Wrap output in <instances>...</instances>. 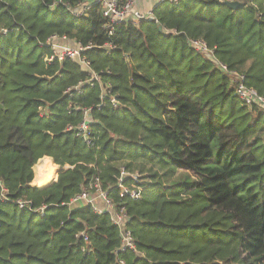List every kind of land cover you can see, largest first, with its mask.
Returning a JSON list of instances; mask_svg holds the SVG:
<instances>
[{"label":"trees","instance_id":"obj_1","mask_svg":"<svg viewBox=\"0 0 264 264\" xmlns=\"http://www.w3.org/2000/svg\"><path fill=\"white\" fill-rule=\"evenodd\" d=\"M226 1L134 23L96 0H0V264H264V110L230 73L264 97V0ZM51 36L90 46L98 80L50 60ZM97 187L109 211L70 203Z\"/></svg>","mask_w":264,"mask_h":264},{"label":"built area","instance_id":"obj_2","mask_svg":"<svg viewBox=\"0 0 264 264\" xmlns=\"http://www.w3.org/2000/svg\"><path fill=\"white\" fill-rule=\"evenodd\" d=\"M102 5L103 15L108 17L111 22H121V21H131L134 23H138L140 20L152 18V11L148 12H140L135 8L136 0H131L126 2L125 4L118 6L117 0H96ZM156 3L159 2H172L175 3L178 0H154ZM90 3H83L78 6L76 10L73 11L75 15H81L84 13L85 9L89 7ZM111 33V32H110ZM47 45L51 50L50 60H63L65 58H69L73 61L78 62L84 70L90 73V80L94 81L98 80V76L93 73L90 69L89 62L82 55L85 49L90 48V46L82 47L80 44L75 42H68V39L64 36L57 37L51 36L47 39ZM189 45L192 46L197 51L210 55L211 51L206 46V44L201 40H189ZM105 48H111L110 45H106ZM219 64V63H218ZM219 68L226 70V67L223 64H219ZM235 77V93L236 95L247 105L258 104L264 110V97L259 95L253 88H249L244 84L243 76L237 75L234 72H230ZM88 81V82H89ZM113 105H116V100L114 98L110 99ZM87 125L84 122L80 124V129L85 131ZM131 178L136 180L135 175H131ZM132 195H137L134 191L131 192ZM73 205L78 204H90L91 208L97 212L102 213L103 211H109L112 208V204L110 199L108 198L106 192L100 190V188H96L95 193L91 194L90 192H82L81 194L73 197L70 201ZM113 222L116 225L122 227L123 216L119 214H115L113 218ZM122 230V248H130L134 249V244L131 240L129 232H125Z\"/></svg>","mask_w":264,"mask_h":264},{"label":"rangeland","instance_id":"obj_3","mask_svg":"<svg viewBox=\"0 0 264 264\" xmlns=\"http://www.w3.org/2000/svg\"><path fill=\"white\" fill-rule=\"evenodd\" d=\"M147 1V0H146ZM146 1H144V2H141V3H139V4H135V8L137 9V10H139L140 12H148V11H152V6H153V3L155 2L154 0L153 1H149L148 3L146 2ZM40 160H42V158H40L36 163H35V165L33 166V173H34V167L40 162ZM50 161H51V163L53 164V160L52 159H50ZM54 166H55V168H56V170L58 171V169H63V167H59L58 165H56V164H54ZM68 166H64V168H67ZM61 170H59V171H61ZM57 172L56 171H54V178L55 179H57V174H56ZM34 175V174H33ZM34 178V177H33ZM31 184H32V182H31ZM44 185V184H43Z\"/></svg>","mask_w":264,"mask_h":264},{"label":"water","instance_id":"obj_4","mask_svg":"<svg viewBox=\"0 0 264 264\" xmlns=\"http://www.w3.org/2000/svg\"><path fill=\"white\" fill-rule=\"evenodd\" d=\"M225 4H226L228 7H230L231 9L236 10V9H238V8H240V7L243 6V4H244V0H232V1H226ZM159 29H160V27H159ZM65 169H67V168H64V167H63L62 170H65ZM59 170H61V169H58V171H57V175H58L59 172H60ZM55 180H56V179H54L52 182H54ZM31 185H32V184H31ZM32 186H34V185H32Z\"/></svg>","mask_w":264,"mask_h":264},{"label":"crops","instance_id":"obj_5","mask_svg":"<svg viewBox=\"0 0 264 264\" xmlns=\"http://www.w3.org/2000/svg\"><path fill=\"white\" fill-rule=\"evenodd\" d=\"M144 1H146V0H136L135 4H139V3L144 2ZM149 1H153V0H147L146 2L148 3ZM43 158L51 159L50 157H43ZM32 185L37 186V185L33 184V180H32Z\"/></svg>","mask_w":264,"mask_h":264}]
</instances>
